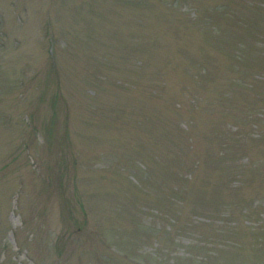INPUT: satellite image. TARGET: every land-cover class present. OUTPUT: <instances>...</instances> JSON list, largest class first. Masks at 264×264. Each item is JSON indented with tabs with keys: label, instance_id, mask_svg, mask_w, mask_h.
I'll return each mask as SVG.
<instances>
[{
	"label": "rangeland",
	"instance_id": "rangeland-1",
	"mask_svg": "<svg viewBox=\"0 0 264 264\" xmlns=\"http://www.w3.org/2000/svg\"><path fill=\"white\" fill-rule=\"evenodd\" d=\"M0 264H264V0H0Z\"/></svg>",
	"mask_w": 264,
	"mask_h": 264
}]
</instances>
